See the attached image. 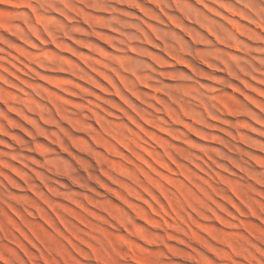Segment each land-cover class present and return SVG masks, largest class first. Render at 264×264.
<instances>
[{
    "label": "rangeland",
    "instance_id": "obj_1",
    "mask_svg": "<svg viewBox=\"0 0 264 264\" xmlns=\"http://www.w3.org/2000/svg\"><path fill=\"white\" fill-rule=\"evenodd\" d=\"M0 264H264V0H0Z\"/></svg>",
    "mask_w": 264,
    "mask_h": 264
}]
</instances>
